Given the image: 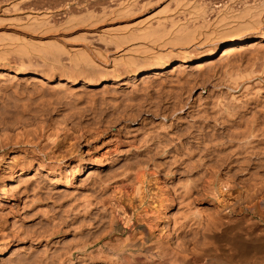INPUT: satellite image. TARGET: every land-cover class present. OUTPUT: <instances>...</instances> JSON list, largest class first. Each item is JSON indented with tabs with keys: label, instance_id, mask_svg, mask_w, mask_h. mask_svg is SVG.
Returning a JSON list of instances; mask_svg holds the SVG:
<instances>
[{
	"label": "bare ground",
	"instance_id": "bare-ground-1",
	"mask_svg": "<svg viewBox=\"0 0 264 264\" xmlns=\"http://www.w3.org/2000/svg\"><path fill=\"white\" fill-rule=\"evenodd\" d=\"M52 1L57 2L56 7L64 5L68 14L81 13V16L83 13L84 18L120 14L121 20L124 16H128L127 19L135 17V11L143 9L146 4L152 5L146 0V4L143 0ZM151 1L154 3L156 0ZM239 3L240 8L242 2ZM52 5L49 10H53ZM56 7L54 9H61V6ZM242 7L241 13L235 15L237 22L234 29L220 34L219 31L209 30L212 35L219 34L214 37L207 32L208 35L204 33L201 38L198 36L201 30L192 28V25L180 27L174 41L184 45L176 50L166 49L167 52H161V56L157 53L159 51L155 52L160 56L159 60L157 56H154L156 60L149 59L151 55L149 58L143 55L144 58L134 56L131 59L124 56L129 64L115 58V63L119 62V65L114 63L112 67H99L79 54L85 50L70 45L72 48L68 49L77 52L82 57L79 61L85 63L75 65L78 60L71 52L69 59L77 60L74 65L57 63L54 66V60L60 62L56 55L61 56L67 49H63L64 45L55 44L56 40L52 43L51 36L49 44L44 40L47 45H42V53L38 55L46 56V59L47 54L51 55L50 58L56 56L51 62L53 64L49 63V58V62L36 60L32 67L23 63H18L21 66L13 65L8 62L9 59L5 63L0 62V159L6 149L23 145L38 148L41 153L48 151L57 144L60 133L72 134L73 128L77 126L76 129H79L82 121H92L94 127L104 125L112 128L123 142L114 154L93 162L77 155L67 160L61 157L55 163L46 164L34 156L25 155L19 163L7 166L8 171L0 172V193L5 197H15L19 205L15 211L3 212L1 209L0 264H125L137 263L136 255H141L145 264H264V0H245ZM66 10L63 12L67 13ZM63 12L58 13L62 15ZM80 21L76 23L79 28L89 20L81 24ZM49 22L46 23L50 25ZM54 22H51L52 26ZM164 22L158 23L159 26ZM153 23L157 25L156 21ZM164 24L167 29V24ZM131 25L133 29L130 33H116V37L125 43L140 37L144 41L143 35L146 34L140 31L144 25L140 21ZM89 26L86 28L89 29ZM117 27L110 25L113 29ZM44 28L43 32H46L48 27ZM110 28H100L102 32L99 30L101 33L96 36L103 35ZM147 28H144L147 33L156 31V26L151 31ZM157 31L150 38L162 33V30ZM85 34L88 35L87 32ZM80 35L81 38L84 36L82 32ZM110 35L109 38L106 35L108 40H111ZM114 36L113 39L118 40ZM159 38L152 41L157 42L161 40ZM69 39L64 40L63 37L61 40L68 42ZM134 39L132 41L137 40ZM76 41L80 42L79 39ZM76 41L74 43H78ZM23 44L20 46L23 47ZM114 44L118 48L119 43L114 41ZM11 46L9 49H13ZM20 46L14 47L13 52L17 53ZM25 46L29 48V45ZM138 46L134 48L140 49L141 46ZM26 47L20 52H24ZM33 48L37 49V46ZM33 48L28 49L29 54L35 53ZM132 48L129 51L132 52ZM153 53L150 54L153 56ZM66 54H62L64 59L69 53ZM98 96L101 103L96 99ZM137 96H143L144 102L141 97L138 98L143 103L129 101L137 99ZM169 96L172 97L171 102L166 103L165 99ZM87 114L90 115L87 117ZM137 126L146 129L139 143L135 134L131 135ZM85 127L94 128L91 124ZM212 156L216 157L215 163L211 162ZM130 160L135 161L141 175L149 171L157 175L163 184L160 187L166 216V232L163 235H153L145 224L134 223L125 228L123 224L132 220L134 214H128L125 206L109 193L119 181L130 182L139 190V171L123 169L119 178L116 177L118 174L115 177L111 175L112 178L101 176L105 168L129 163ZM199 166L196 175H191L190 171ZM208 178H212L209 179L211 181ZM30 187L33 192L43 190L51 198L52 206L49 208L43 204L38 196L30 198ZM248 188H253V193L259 194L263 200L232 213L219 211L218 198L222 193L237 192L239 196L242 190L247 191ZM260 204L263 207L260 208ZM38 217H42L41 222H47L51 228L45 232H28L26 222L35 221ZM151 247L155 249L151 251Z\"/></svg>",
	"mask_w": 264,
	"mask_h": 264
},
{
	"label": "rangeland",
	"instance_id": "rangeland-1",
	"mask_svg": "<svg viewBox=\"0 0 264 264\" xmlns=\"http://www.w3.org/2000/svg\"><path fill=\"white\" fill-rule=\"evenodd\" d=\"M35 1H37V2L40 1L39 2L40 4L35 3ZM35 1H33V0H29V1L28 0H21V1L20 0H0V62L5 63L9 59L8 62L13 64V65H20L18 63H23L24 66L32 67L31 64L35 63L36 60L38 62H40V61L41 62H44V61L45 62H49V60H50L49 63L56 61V62H54V64L51 63L54 66L55 65L57 66V63H60V64H65L66 63L68 65L71 63V64L74 65V63H76V61L78 60L75 65L80 66V65L84 64L85 61H84V63H82L83 61H79V59L81 60V58H82L81 56H83V57L85 56L88 60H90V62L94 61L95 63H97L98 65L97 64H95V65H97L99 67L100 66L101 67H103V66L104 67H112L111 64H114L116 62V61H114L115 58L119 62L121 60L123 61L125 59L123 62L121 61V63H124V64L126 62L128 64L130 63L129 60L126 61V58H128V59L130 58L131 59L132 57L134 58V56H136L135 58H139V57L140 58L141 57L144 58L145 56H146L145 58H147V57L149 58L150 55H151L152 58L150 57L149 59L156 60L155 57L158 54L160 55L161 52H162L161 54H163V52H167V50L169 51V49L170 50L171 49L176 50L177 48H179V47L184 45V43L181 44L178 41L177 42L174 41L175 40V36H176L175 33H177L178 29H180V27H182V26L187 27V26L192 25L193 26L192 28H194V27L196 29L198 28V30L199 31L201 30V32L197 31V33L199 32L198 36H200L201 38H203V34L204 33H206L208 35L207 32L210 33L209 36L214 37L215 35L216 36L219 35L222 31L225 32V31H229L230 29L231 30L234 29L235 24L237 22V18L235 17V15H238L239 12L241 13V11H242L241 8H243L242 6H243V2L245 0L244 1L243 0H239V1L238 0H161V1L156 0V1H154V3L156 2L155 4L151 0H150V2H149V0H146L148 3L152 2V5L151 4H146V1L143 0V2L147 6L148 5L149 6L146 8L145 7L146 5H144L143 9L141 8V10L139 9V10L135 11V14L137 13L136 15H134L135 17L132 18V16H131L130 19L129 18L127 19L128 16L127 17L124 16L125 18H123V20H121L122 17H119L120 14H117V15L116 14H113V15L110 14V16H109V14H106V15H102V17H101L100 14H98L96 17L84 18L83 17V13H82L81 16H80L81 13H78L79 15L76 14V13L75 14L74 13L73 14L72 13L68 14V10H66V7L63 8L64 5H62V4H58L59 6L57 5V7H56L57 2L55 4V2L52 1V3L54 2L53 4H55V5H52V3L50 2L51 0H48V1L47 0H44V1L43 0H35ZM46 1H47V3H45ZM238 2H242L240 8L238 7V6H240V3L238 4ZM50 3L52 5V9L53 10H49V9H51V5L49 6L48 4H50ZM41 4H42V6H41ZM44 4H45L46 7L44 6ZM234 5H236V6H234ZM60 6H61V9L58 8ZM55 7L58 8L60 11L58 9H54ZM231 7H234V8H231ZM145 8H146V10H145ZM54 10H56V11H54ZM65 10L67 11V13L63 12ZM57 11L58 12H63L62 15L64 16V14H65L66 15L65 17H67V18H64ZM56 12H57V14H56ZM42 13H44V15L47 14V16L43 17ZM51 13L55 14V15L53 14L54 17L52 16ZM48 14H51V15H48ZM27 15H28V17H27ZM40 15H41L42 18L40 17ZM57 15H60V16H57ZM84 15H85V13H84ZM70 16H71V18H70ZM111 16H112V18H111ZM49 17H51V18H49ZM60 17H61V19H60ZM72 17L73 18L74 17L78 18L77 20H79V21L81 20L79 18L83 17L84 19L89 20L90 22L86 21V20H84L82 18V20L80 21V24L82 23V21H86V22H83L85 24L82 23L83 26L81 24L82 28L79 25L80 26V28H79L78 27L79 21L76 22L77 20H75V18L72 19ZM38 18H39V21H38ZM45 18L48 21H46ZM108 18H110L111 20L114 19V21H111V20L109 21ZM116 18H119V19H116ZM131 18H132V20H131ZM141 18H143V19H141ZM67 19H68V22H67ZM155 19H157V20H155ZM40 20L42 21L41 23H40ZM50 20H52V21H50ZM53 20L57 21V22H54ZM70 20H71V22H70ZM97 20H99V21H97ZM103 20H104V23H102ZM198 20H201L202 22L201 21L199 22ZM94 21H96L97 23L94 22ZM105 21H106V23H105ZM107 21H109V22H107ZM137 21L138 22L140 21L141 25L142 24L144 25V26L140 25L141 26L140 28H142V30H140V31H142V34H146V36L143 35V37H145V40L141 41V39H144V38H141L140 36H138L140 38H138V39L135 38L137 40H135L133 38L135 41H132L133 39H131V42H133V43L129 42L130 40L127 41V42H129L130 46L128 45L127 42H126L127 44L125 42H121L119 40L118 36L116 37V33H117V35L126 34L127 32L130 33L131 32L130 29L131 30L133 29V26L131 24H135ZM155 21H156V23L158 21H160V22L161 21L162 22L165 21L164 23L167 24V29H166V26H163L164 23L162 24V26H159L158 23H160V22H158L157 25L159 27H161V28L164 27L163 29L164 30L166 29L165 30L166 32L163 31V29L159 28L156 24H154L153 22H155ZM167 21H168V23H167ZM225 21H227V22H225ZM35 22L36 23L38 22L39 24H41V26L38 25V23L36 24ZM46 22H49L50 25H48ZM51 22L52 23L54 22L53 26H52ZM99 22H100V24H98ZM147 22L150 23V24L147 25L148 24ZM205 22H206V24L208 23L207 27L205 26L206 25ZM42 23H44V24H42ZM76 23H78V24H76ZM128 23H130V24L128 25ZM195 23L197 24V26H196ZM35 24H36V26H35ZM45 24H47V25H45ZM63 24H65V25L69 24L71 26H69V25L68 26L67 25L63 26ZM95 24H98V25L95 26ZM151 24L153 25V27L156 26V31H157L158 28H159V31L162 30L161 31L162 33H159L158 35H156V37H153L155 39L160 37L159 39H161L162 41L161 40H157V42H156V40L152 41L153 38H150V37L155 36L154 34H155L156 31H153L152 34H151V32H148V33H150V34H148L146 29H144V28H147V26L151 27L152 26ZM172 24H173V26H172ZM42 25H45V26H42ZM89 25H91V27ZM92 25L94 26L93 28H92ZM110 25H111V27H115V26L117 27V26H121L122 25L120 27L122 29L117 27V28H115L116 29L115 30L113 28H110ZM51 26L55 30H52L53 28ZM88 26H89V29L86 28ZM198 26H200V27H198ZM202 26L204 28H206V29L202 28ZM44 27H48L52 31L49 30V32H48L49 34H46L47 31H48V28H47L46 32L45 31L43 32V30L46 29ZM66 27H68V28L67 29H63V28H66ZM69 27L72 28L73 30L69 29ZM105 27L108 28V30L110 28V31H108V32L106 31L107 34H106V32H104L103 35L99 36V34L102 32L101 31L102 28H105ZM123 27H124V29H123ZM126 27L129 28V29H127ZM150 27H148L147 29H149ZM40 28H41V30H40ZM42 28H44V29H42ZM100 28H101V30H100ZM152 28H150L149 31H151ZM56 29L58 30L57 33H56ZM119 29H120V31H117ZM68 30H70L71 32H68ZM123 30H125V31H123ZM143 30H145V32ZM209 30H211V32H213V30L219 31L218 32L219 34L216 33L215 35H212V33ZM54 31H55V33H53V34L50 33V32H54ZM84 31L88 33L89 37H88L87 34H85ZM159 31H157V33ZM42 32L45 33L46 35L44 36V34ZM81 32L84 35L82 38H85V39L81 38V35H80ZM91 33H92V35H91ZM97 33H99L97 35L99 39L96 36ZM111 33H113V34L110 35ZM71 34L73 35V37H72ZM147 34L149 35V37H148ZM164 34L165 35L167 34V35L165 36ZM106 35H107V37L110 35V39L113 40V42L111 40H108L109 37L107 38ZM170 35H172V36H170ZM69 36L71 37L72 40L69 39L70 38ZM77 36H79L82 39L81 40L78 37L79 41L81 40L80 42L76 41V40H78ZM102 36H103V38H102L103 40L101 39ZM113 36L118 38V40L115 39V38L113 39ZM47 37H48V39H47ZM50 37L52 38L51 40H53V41L50 40ZM63 37H64V40L69 39L68 42L67 41L64 42V40H61V39H63ZM104 37L108 41L104 40L105 39ZM53 38H55V39H53ZM45 39L47 41L50 40L52 43L55 42V40H56L55 44L60 45L62 47L64 45L63 49H67V50H65L67 52L62 53V54H64V56H65L66 53L67 54L69 53L68 54L69 57L66 56L68 59H66V57L64 59L62 54H61L62 61H61V58H60L61 56L60 55H56L57 57L54 56V58H52V57L50 58L51 55L47 54V59L45 58L46 56L41 57L40 55H38L39 52L42 53V51L40 49L42 47V45L45 46L46 43L49 44V41L45 43V41H44ZM168 39L169 40L173 39L174 42L173 41L169 42ZM204 39H202V41ZM73 40H75L78 43H74L75 41L71 42ZM83 40H84V43H83ZM85 40H88V41H85ZM164 40H168L166 43H164L165 45L162 43V42H164ZM114 41H115V43H119L118 44V48H116L117 46H115V45H117V44H114ZM116 41H118V42H116ZM149 41H152V42H150V45H149ZM85 42H88V43L85 44ZM120 42L123 44V45L121 44V47H120ZM23 43H25L26 45H29V48L26 47L25 44H23ZM29 43H32V44L34 43L37 46V49L39 48V50H37L36 48H33V47H35V45L32 46V44H29ZM58 43H60V44H58ZM124 43H125V45H124ZM151 43H154V44H152L154 46H151ZM168 43H169V46H168ZM170 43L171 44H175L176 46L175 45L171 46ZM10 44L13 45V46H11ZM20 44H23L24 45L23 47L24 48L26 47V49L27 48L28 49H30V48L36 49V51L34 50L35 53L32 50L31 52H33L34 54H32V53L29 54L30 53L29 51L31 49L30 50L27 49L28 53L25 52L26 49L24 50V52L27 53V54H24V52H20V49H23L22 45L20 46ZM40 44H41V46H40ZM137 44L138 45L140 44L139 46H141V48L136 50L135 48L138 46ZM141 44H143V45H141ZM162 44H163L162 47H164V49H162V47L159 46V45H162ZM1 45H2V47H1ZM15 45H17V46H15ZM18 45L20 46V49L18 48L19 51H17V49L15 48L17 53L13 52L14 47H18ZM70 45L74 46V47L79 46L78 48H80V50H82V49L85 50V52L80 51V53H79L81 55L80 56L77 52L74 53L72 51V49H71L72 47ZM112 45H114V46H112ZM132 45H134L136 47L134 48V46H132ZM146 45H147V47H146ZM10 46L13 49H9ZM38 46H40V47H38ZM110 46H111V48H110ZM143 46H145V47H143ZM69 47H71V48L68 49ZM85 47L86 48L88 47L87 50H86ZM127 47H128V50H127ZM131 47H133L132 48V52L133 53L131 52V50L129 51V49H131ZM167 47H169V48H167ZM121 48H123V49H121ZM146 48H147L148 52L145 50ZM150 48L152 49V52H154L153 56H152V54H150V53H152L150 51L151 50ZM153 48H154V51H153ZM124 49H126L127 51L124 50ZM102 50H103V52H102ZM107 51H108V53H107ZM135 51H136V54H134ZM138 51H142L143 54L140 55L141 52L138 53ZM157 51H159V52H157ZM71 52L74 53L73 54V58L77 59L76 61H74V59H72V57H71V59L74 62L69 59L70 56L72 55ZM120 52H122V53H120ZM146 52H147L148 56L146 55ZM155 52H157L158 54L155 53ZM25 55L27 56L26 58L24 57ZM33 55H35L37 57H34ZM41 55L43 56V55H46V54H41ZM75 55H78V56H76V58H75ZM143 55H144V57H143ZM18 56L20 57V59L18 58ZM118 56L121 57L122 59H120ZM124 56L125 57L127 56V57L124 58ZM160 56H157L158 60L160 59ZM55 57L58 58V61L60 60V62H57V60H54V59H56ZM48 58H49V60H48ZM27 59H28V61H27ZM94 62L92 64H94ZM79 63H81V64H79ZM118 63H115V64H118ZM138 97H141L142 98L141 100L144 99L143 96H137V99L135 98V100H134V98H131L129 101H131V102H133L135 104L140 103L141 100ZM98 98H99V96L96 97L97 101L99 100L98 102L101 103L100 102V98L99 99ZM122 98L124 99V97H122ZM171 98L172 97L169 96L167 99H165V100H167L166 103L171 102ZM119 100L122 101L121 103H123V100H121V97H119ZM133 100L136 101V102H134ZM137 100H139V102ZM143 102H144V100H143ZM143 102H141V103H143ZM162 102H164V101H162ZM99 103H97V104H99ZM89 115L90 114H87V117ZM83 122L84 121H82L81 122L82 124L81 125L79 124V126H78L80 130L76 129L77 126L73 128V131L75 133L74 132H72V134L67 133V132L66 133H64V132L60 133L59 134V138L56 141L57 144L56 145H52L50 147V150H48V151L44 150V152L41 153L38 148L36 149V148H33L32 146L30 147V146H26V145L18 146V147L12 148L10 150L6 149L5 152H3V156L0 159V172L2 173V172H4V170L8 171L9 169H8L7 166H9L10 164L11 165L17 164V162L19 160H21L25 155H26L25 157H33L34 156L37 160H40L41 162H44L46 164H48V162H49V164H51L53 162L55 163L56 160L61 158V157H63V158L65 157L64 159L67 160V159H71V158H73V157H75L77 155H79V156L81 155V157L84 158L87 162H93V161H95L97 159H101L102 156H109L111 154H114V152L117 149H119V148H121L123 146V142H121L120 139H118L116 131L113 130L112 128H107L104 125H99L98 127H94L95 125L93 126L94 122L91 123L92 121L84 122L85 125H84ZM90 124L92 125V127H94V128H91V130L88 129L87 127H85V126H88ZM145 130L146 129L144 127L142 128V127H138L137 126V128H134L133 132H131V135L135 134V137H136L135 140L137 141V143H139L141 141ZM82 132H83V135H81ZM79 136H81V137H79ZM53 159H55V160H53ZM215 159H216V157L212 156L211 162H214ZM130 168H132L131 171H134V172L135 171H139L140 174L138 172L137 173L139 175H141L142 172L140 170H137L135 161H131L130 160L129 163L128 162H122L121 164H117L116 167L105 168L104 171L102 170L101 176L102 177H107L109 175L111 177V175H112V177H115L118 174L116 177L119 178L120 175H121L120 173H122L126 169L130 170ZM199 169H200V166L196 167V169H192L190 171V173H192L191 175H196V173H197V171ZM209 179H212V178H208V180ZM138 180H140V183H141L140 184L141 188L139 190H137L135 188L136 187L135 185H133L130 182H127V181H119V183L117 182V184H115L113 186V188H111V191L109 190L110 195H113V198L116 201L121 202L122 205L125 206L126 212L128 214L131 213V212L134 214V217H133L132 220H129L125 224H123L124 223L123 222L122 224L127 229L130 227V225H132L134 223L145 224L146 228L153 235H155V234L156 235H163L166 232V223H165V217L166 216L163 213L164 212V207L162 206V203H161L162 191H161V188H160L163 184H162L161 180L159 179V177L157 175H155V174H153L151 172L149 173V171L145 172V173L143 172V175H141V178H139ZM209 181H211V180H209ZM237 191L240 192V190H237ZM254 191L255 190L253 188H248L247 191L242 190L241 191L242 193L239 196H237V192L222 193V195H220L219 198H218L219 199L218 202L220 203L219 211H221V213H232V212L238 211L240 207H243V206L249 207V204L250 205L254 204V202L257 201V200H263V199H260V195L259 194H254L253 193ZM28 194H30V198H32L33 196H38L41 199V201L43 202V204H46L49 208L52 206L51 198L49 199L48 196L44 193L43 190L42 191L39 190L37 192H33L31 190V187H30L28 189ZM246 200H247V202H246ZM259 207L260 208L263 207L262 204H260ZM16 208L18 209L19 205H18V201H16L15 197H12V196L11 197L10 196L9 197L8 196L5 197V196H3L0 193V213H1V209H2L3 212H9L10 210H13V211L17 210ZM7 210H9V211H7ZM246 212L248 213V211H246ZM30 213H33V212H30ZM240 219H243V217L240 218ZM36 220H40V221H36ZM36 220L35 221H31L30 220V221L26 222V224H25L26 227L25 228H26V230L28 232H35V233L45 232V231H47V230H49L51 228V225H49L47 222H44V221L41 222L42 221V217H38ZM154 249H155L154 247H151V251H153ZM136 258L138 260L137 263L126 262L125 264H145V262L142 261V256L141 255H136ZM39 264H45V263L41 262ZM151 264H154V263H151Z\"/></svg>",
	"mask_w": 264,
	"mask_h": 264
}]
</instances>
